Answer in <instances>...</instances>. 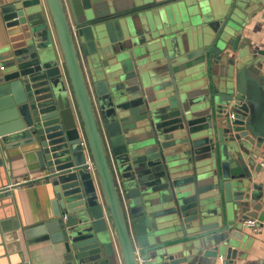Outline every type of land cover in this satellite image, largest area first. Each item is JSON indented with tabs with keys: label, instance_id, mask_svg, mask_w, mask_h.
<instances>
[{
	"label": "water",
	"instance_id": "water-1",
	"mask_svg": "<svg viewBox=\"0 0 264 264\" xmlns=\"http://www.w3.org/2000/svg\"><path fill=\"white\" fill-rule=\"evenodd\" d=\"M153 5L2 10L0 166L20 149L46 173L51 218L23 235L54 264H236L264 221V51L242 32L264 0Z\"/></svg>",
	"mask_w": 264,
	"mask_h": 264
},
{
	"label": "crops",
	"instance_id": "crops-1",
	"mask_svg": "<svg viewBox=\"0 0 264 264\" xmlns=\"http://www.w3.org/2000/svg\"><path fill=\"white\" fill-rule=\"evenodd\" d=\"M16 0H0V50L8 43L9 31L4 21L3 8L11 5ZM233 0H116L121 9H130L138 5H153L154 9L164 8L174 4L183 3L192 7L199 4H207L210 12L217 11L222 15ZM200 9V8H199ZM259 11L253 16H247V23L243 27V36L252 43L255 50L264 51V19ZM211 15H215L210 13ZM264 150L261 149L260 153ZM3 166H0V190L9 193L0 199V264L20 262L23 256L26 262L30 261L28 251L33 252L32 264H54L48 251L43 248L44 244H34L26 248V239L23 231L32 230V239L38 237L35 231L37 226L51 218L52 188L49 180H44L46 173L40 170L37 162L31 161L20 149L12 150L3 157ZM91 162V161H90ZM260 175L264 181V170L261 168ZM261 182V181H259ZM263 183V182H262ZM264 213V211H263ZM258 220V219H256ZM13 221L18 230L9 232ZM259 221V220H258ZM257 232L246 230L250 238L246 255L236 264H264V221ZM18 236L17 240L13 236Z\"/></svg>",
	"mask_w": 264,
	"mask_h": 264
},
{
	"label": "built area",
	"instance_id": "built-area-1",
	"mask_svg": "<svg viewBox=\"0 0 264 264\" xmlns=\"http://www.w3.org/2000/svg\"><path fill=\"white\" fill-rule=\"evenodd\" d=\"M259 158L260 167L264 170V150L260 153ZM89 165L91 164L89 163ZM261 225L262 223L256 219H249L244 222V226L251 230V232H257L260 229Z\"/></svg>",
	"mask_w": 264,
	"mask_h": 264
},
{
	"label": "rangeland",
	"instance_id": "rangeland-1",
	"mask_svg": "<svg viewBox=\"0 0 264 264\" xmlns=\"http://www.w3.org/2000/svg\"><path fill=\"white\" fill-rule=\"evenodd\" d=\"M175 11V10H174Z\"/></svg>",
	"mask_w": 264,
	"mask_h": 264
}]
</instances>
